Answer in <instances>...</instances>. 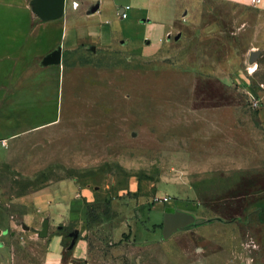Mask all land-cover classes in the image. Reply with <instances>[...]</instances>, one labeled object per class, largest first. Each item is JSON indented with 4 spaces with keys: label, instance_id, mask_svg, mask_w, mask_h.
I'll list each match as a JSON object with an SVG mask.
<instances>
[{
    "label": "rangeland",
    "instance_id": "obj_1",
    "mask_svg": "<svg viewBox=\"0 0 264 264\" xmlns=\"http://www.w3.org/2000/svg\"><path fill=\"white\" fill-rule=\"evenodd\" d=\"M120 1L131 9L109 41L64 51L57 107L23 108L20 133L0 139V253L7 264H264V7ZM43 109L52 118L38 122ZM72 198L85 215L61 211ZM175 210L198 224L165 239Z\"/></svg>",
    "mask_w": 264,
    "mask_h": 264
},
{
    "label": "crops",
    "instance_id": "obj_2",
    "mask_svg": "<svg viewBox=\"0 0 264 264\" xmlns=\"http://www.w3.org/2000/svg\"><path fill=\"white\" fill-rule=\"evenodd\" d=\"M53 1L0 0L1 140L6 139L8 142L9 138L20 133L22 124L27 120L23 108H49L52 105L57 107L55 95L52 94V97L50 91L57 90L59 64L44 65V57L59 46H62L63 58L65 50H72L89 41H109L115 29L120 27L119 14L131 9L130 4L121 7L120 0H64L63 12L55 14L47 6L53 4ZM231 1L253 3V0ZM259 5L264 7V0ZM145 6L146 4L142 5L140 11L132 16L128 12L125 14L124 17L128 18L125 20L126 29L129 19L134 21L136 16L146 9ZM149 7L152 10V7ZM105 11H113L114 14L103 21ZM147 21L151 22L149 18ZM46 111H41V117L44 115L45 118L38 119V122L52 118L46 116ZM72 191L71 186H65L57 195L65 196ZM82 194L87 196V189H83ZM52 200L53 203H49L51 206L47 207V213L50 215L60 211V205L53 197ZM81 207L85 210V215L84 200L83 204H80L79 200L72 198L61 211L70 218H76L75 214ZM38 213L44 217L41 210ZM3 227L2 225L0 230ZM75 249L74 258L86 259L87 250L84 253V244H78ZM7 263V252H1L0 264Z\"/></svg>",
    "mask_w": 264,
    "mask_h": 264
},
{
    "label": "water",
    "instance_id": "obj_3",
    "mask_svg": "<svg viewBox=\"0 0 264 264\" xmlns=\"http://www.w3.org/2000/svg\"><path fill=\"white\" fill-rule=\"evenodd\" d=\"M48 1V0H47ZM47 6L55 14H61L63 12L64 0H54L53 4H47ZM96 9V8H94ZM258 56L257 52H252L250 55V60L253 62ZM62 62V46L49 53L43 59V64H61ZM198 224L196 216L191 213L175 210L173 212H166L163 218V228L162 236L167 239L172 234L180 229H186L187 227L194 226ZM49 229V223L46 221L43 224V229L40 230V235L42 237L47 236Z\"/></svg>",
    "mask_w": 264,
    "mask_h": 264
},
{
    "label": "built area",
    "instance_id": "obj_4",
    "mask_svg": "<svg viewBox=\"0 0 264 264\" xmlns=\"http://www.w3.org/2000/svg\"><path fill=\"white\" fill-rule=\"evenodd\" d=\"M261 2H262V0H253V3H254L255 5H259ZM1 144H2V146L7 147L8 142H7L6 139H2V140H1Z\"/></svg>",
    "mask_w": 264,
    "mask_h": 264
}]
</instances>
